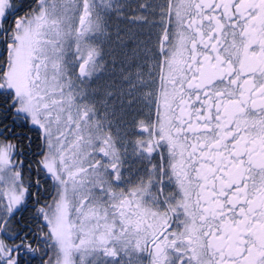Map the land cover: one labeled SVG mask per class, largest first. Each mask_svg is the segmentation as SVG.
<instances>
[{"label":"snow or ice","instance_id":"1","mask_svg":"<svg viewBox=\"0 0 264 264\" xmlns=\"http://www.w3.org/2000/svg\"><path fill=\"white\" fill-rule=\"evenodd\" d=\"M0 99L44 264H264V0H0ZM20 152L0 132V264L35 251Z\"/></svg>","mask_w":264,"mask_h":264},{"label":"flooded vegetation","instance_id":"2","mask_svg":"<svg viewBox=\"0 0 264 264\" xmlns=\"http://www.w3.org/2000/svg\"><path fill=\"white\" fill-rule=\"evenodd\" d=\"M135 1L130 0L132 3ZM6 109V103L0 99V132H4L13 143L20 146L21 152L17 158L23 161L22 175L23 173L27 175L28 178H24L31 193L26 206H22L24 210L15 217L12 227L16 238L15 242L21 243V241L26 240L27 244H30L35 251H28L27 248L22 249L19 261L20 264H44L52 250L50 247H46L45 233L47 228L44 227L46 222L40 217L36 209L43 206L46 201H50L52 195L51 181L37 163L40 158V142L37 130L19 122H13ZM5 127L11 131L5 132ZM25 137L31 138V145ZM37 181H39V185Z\"/></svg>","mask_w":264,"mask_h":264},{"label":"rangeland","instance_id":"3","mask_svg":"<svg viewBox=\"0 0 264 264\" xmlns=\"http://www.w3.org/2000/svg\"><path fill=\"white\" fill-rule=\"evenodd\" d=\"M150 2L161 3V2H163V0H150ZM99 83H104V81H100Z\"/></svg>","mask_w":264,"mask_h":264},{"label":"trees","instance_id":"4","mask_svg":"<svg viewBox=\"0 0 264 264\" xmlns=\"http://www.w3.org/2000/svg\"><path fill=\"white\" fill-rule=\"evenodd\" d=\"M23 176L26 178L27 177V175H25L24 173H23ZM28 178V177H27Z\"/></svg>","mask_w":264,"mask_h":264}]
</instances>
